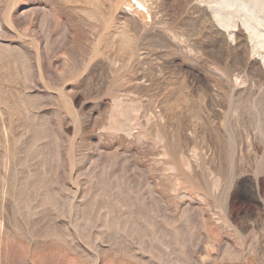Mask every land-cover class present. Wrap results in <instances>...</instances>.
<instances>
[{
    "label": "rangeland",
    "instance_id": "374dc122",
    "mask_svg": "<svg viewBox=\"0 0 264 264\" xmlns=\"http://www.w3.org/2000/svg\"><path fill=\"white\" fill-rule=\"evenodd\" d=\"M128 1L0 0V84L25 66L46 88L0 89V264H264L246 29Z\"/></svg>",
    "mask_w": 264,
    "mask_h": 264
},
{
    "label": "bare ground",
    "instance_id": "6f19581e",
    "mask_svg": "<svg viewBox=\"0 0 264 264\" xmlns=\"http://www.w3.org/2000/svg\"><path fill=\"white\" fill-rule=\"evenodd\" d=\"M131 2V0L128 1L127 3H125V6L128 7V10L132 11L135 14L136 11L138 12V8L142 5L139 3V5L135 7V5H133ZM208 3L209 7L212 9V14L215 21L226 30L230 38L234 39L235 34L238 37L237 33H235L234 28L239 22H237V19L240 20L241 24L247 31L248 38L251 41V51L257 55L255 59L264 66V0H209ZM204 14L208 15L206 13ZM243 46L244 45H242V48ZM258 68L259 67H257V69Z\"/></svg>",
    "mask_w": 264,
    "mask_h": 264
},
{
    "label": "crops",
    "instance_id": "0c3cea01",
    "mask_svg": "<svg viewBox=\"0 0 264 264\" xmlns=\"http://www.w3.org/2000/svg\"><path fill=\"white\" fill-rule=\"evenodd\" d=\"M11 71L12 72H10L11 74H9L7 81L0 84V89L15 91H45L46 88L43 82H41V80L45 81V75L43 72H36L25 66H21V68L15 67Z\"/></svg>",
    "mask_w": 264,
    "mask_h": 264
}]
</instances>
